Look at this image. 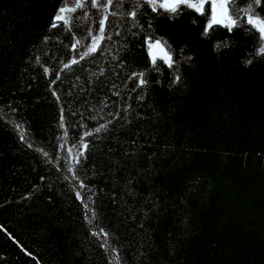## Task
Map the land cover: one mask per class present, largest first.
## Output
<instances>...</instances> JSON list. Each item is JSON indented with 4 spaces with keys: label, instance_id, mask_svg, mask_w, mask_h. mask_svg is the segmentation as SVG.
<instances>
[{
    "label": "trees",
    "instance_id": "16d2710c",
    "mask_svg": "<svg viewBox=\"0 0 264 264\" xmlns=\"http://www.w3.org/2000/svg\"><path fill=\"white\" fill-rule=\"evenodd\" d=\"M49 6L43 0H0V76L6 79L7 94L17 76L14 69L31 34L48 19ZM174 44L190 40L197 59L184 69L179 90L153 84L146 106L138 110L143 120L121 131L135 135L137 124L141 138H154L146 144L147 159L141 155L125 165L117 187L103 177L99 187L117 191L126 171L148 168L139 178L137 191L151 194L158 202L144 223L157 253L154 264H264V66L241 70L235 57L217 59L210 50L196 45L195 31L185 24L167 27ZM132 47V45H129ZM133 55L143 63L141 49ZM152 79H155L153 74ZM26 79H28L26 77ZM164 83H167L165 78ZM39 80L24 94L25 115L32 121L37 136H49V124L56 109L44 94ZM130 86V85H129ZM105 145H97V155ZM23 148V146H21ZM0 200H15L39 184L46 171L30 150L15 152L12 134L0 129ZM261 154V155H258ZM35 169V171H33ZM48 175L45 184H52ZM51 201L42 196L26 205L11 204L0 209V223L15 236L35 259L0 233V264H81L73 253L84 248L93 256L91 264L101 260L89 249L92 241L82 224V209L69 190L53 184ZM104 226L131 239L122 210L104 198L101 206ZM187 221L185 224L184 221ZM176 245L168 255L169 241Z\"/></svg>",
    "mask_w": 264,
    "mask_h": 264
},
{
    "label": "snow or ice",
    "instance_id": "6c2138e0",
    "mask_svg": "<svg viewBox=\"0 0 264 264\" xmlns=\"http://www.w3.org/2000/svg\"><path fill=\"white\" fill-rule=\"evenodd\" d=\"M43 2L49 6L48 19L39 35H30L7 94L3 91L7 78L0 76V129L12 134L17 154L30 150L46 171L39 175V184L33 183L15 200H0V209L13 203L26 205L42 196L51 201L45 191L58 185L79 203L82 224L92 238L89 249L101 264H154L158 250L144 221L158 202L136 187L149 169L137 168L134 174L126 171L118 190L107 193L97 179L103 177L117 187V173L125 171L126 164L130 166L141 155L151 160L145 145L154 138L142 139L139 124L135 135L120 133L134 120L145 118L138 109L146 106L153 84L179 90L184 69L197 59L190 40L174 44L157 26L185 24L195 31L196 45L210 50L217 59L235 57L237 66L247 71L264 66V0ZM135 48L141 49L142 64L133 55ZM39 80L44 81V94L37 100L50 96L56 109L49 124L50 138L35 134L25 115V96L18 95ZM97 145H105L99 155ZM3 157L0 151V159ZM260 163L264 165V155ZM48 175L54 178L52 184L44 183ZM105 197L122 210L131 239H122L123 233L103 225ZM0 233L25 256L35 259L2 223ZM175 252L176 245L170 240L168 255ZM76 255L81 264L93 260L83 247L73 253ZM4 259L0 254V260Z\"/></svg>",
    "mask_w": 264,
    "mask_h": 264
}]
</instances>
